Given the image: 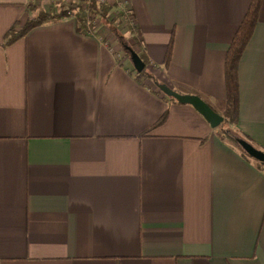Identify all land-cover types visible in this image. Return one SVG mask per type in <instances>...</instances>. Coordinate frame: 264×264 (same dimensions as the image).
<instances>
[{"label": "crops", "instance_id": "obj_1", "mask_svg": "<svg viewBox=\"0 0 264 264\" xmlns=\"http://www.w3.org/2000/svg\"><path fill=\"white\" fill-rule=\"evenodd\" d=\"M249 2L119 0L149 62L136 80L73 17L4 44L47 3L0 0V264H264L263 173L154 85L221 115ZM237 76L234 127L264 150V0Z\"/></svg>", "mask_w": 264, "mask_h": 264}, {"label": "trees", "instance_id": "obj_2", "mask_svg": "<svg viewBox=\"0 0 264 264\" xmlns=\"http://www.w3.org/2000/svg\"><path fill=\"white\" fill-rule=\"evenodd\" d=\"M114 5L115 2H109V0H60L56 5H48L45 10H37L34 15L28 16L21 25L9 28L4 35V38H6L4 44L23 37L27 31L35 26L54 22L62 18L73 17L76 29L83 30L85 33L98 36L101 33L97 31V27L100 25L106 28V32L101 36L103 41H105L108 46L109 43L107 42L106 37L111 38L114 41V44L120 48L122 55L125 57L128 56V53L123 50L122 46H129L137 54L144 66L142 71H134V78L136 80L150 78V72L147 70L149 62L142 50L140 41L137 39L136 30L131 19L128 17V12L123 10L110 15L109 11ZM259 5L260 0H250L242 20L238 24L225 51L223 59L225 96L221 113L222 121L215 127V130L220 139L231 141L238 149L240 155L245 160L253 162L254 166L264 175V160L256 161L250 158L233 141V137L237 136L245 139L257 148L254 142L248 136L238 131L234 125L238 117L237 62L252 34L254 24L257 20ZM172 37L173 33L171 31L162 59L163 68L167 66L170 59ZM166 98L173 99L167 96ZM164 117L165 113L158 118L155 124L160 123Z\"/></svg>", "mask_w": 264, "mask_h": 264}, {"label": "water", "instance_id": "obj_3", "mask_svg": "<svg viewBox=\"0 0 264 264\" xmlns=\"http://www.w3.org/2000/svg\"><path fill=\"white\" fill-rule=\"evenodd\" d=\"M122 48L128 53L127 59L132 69L135 72L142 71L144 66L137 54L129 46H122ZM154 85L165 96L171 97L179 103L190 104L200 115L203 116L211 127H216L222 121V116L216 113L197 95L178 93L164 83L154 82ZM233 141L250 158L256 161L264 160V151L254 147L245 139L234 136Z\"/></svg>", "mask_w": 264, "mask_h": 264}, {"label": "rangeland", "instance_id": "obj_4", "mask_svg": "<svg viewBox=\"0 0 264 264\" xmlns=\"http://www.w3.org/2000/svg\"><path fill=\"white\" fill-rule=\"evenodd\" d=\"M32 1H34L35 2L34 4H36L37 6H40L42 4V2H45V3H47V7H48V5H50V3H52V2H50V0H32ZM109 2H115V5L112 6L111 9H110V11H109V14L110 15L114 14L115 12L123 11L121 5L119 4V0H109ZM97 31L99 33H103V32H106V28H104V27H102V26L99 25L97 27ZM122 32H123V30H122ZM107 33H108V31H107ZM108 35H109V33H108ZM107 39H111V38L107 37ZM107 42H109V41L107 40ZM113 46L115 47V44L112 43V47ZM227 141L230 142L231 144H233L231 141H229V140H227Z\"/></svg>", "mask_w": 264, "mask_h": 264}, {"label": "built area", "instance_id": "obj_5", "mask_svg": "<svg viewBox=\"0 0 264 264\" xmlns=\"http://www.w3.org/2000/svg\"><path fill=\"white\" fill-rule=\"evenodd\" d=\"M59 1H60V0H50V2H52V3H50V4H54V5H56V4H57ZM100 35H101V36H103V35H104V32H103V33H101ZM114 55H115V57H116V58H119V59H120V57H119V54H118V53L116 54V52H115V54H114ZM131 69H132V67H131ZM132 70H133V69H132ZM133 71H134V70H133Z\"/></svg>", "mask_w": 264, "mask_h": 264}]
</instances>
